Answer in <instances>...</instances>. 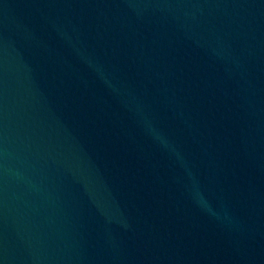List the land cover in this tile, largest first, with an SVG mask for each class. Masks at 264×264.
Returning a JSON list of instances; mask_svg holds the SVG:
<instances>
[{"label": "water", "instance_id": "water-1", "mask_svg": "<svg viewBox=\"0 0 264 264\" xmlns=\"http://www.w3.org/2000/svg\"><path fill=\"white\" fill-rule=\"evenodd\" d=\"M0 264H264V0H0Z\"/></svg>", "mask_w": 264, "mask_h": 264}]
</instances>
